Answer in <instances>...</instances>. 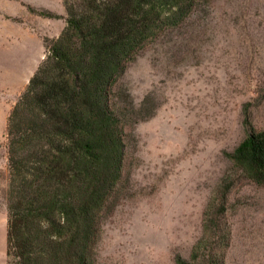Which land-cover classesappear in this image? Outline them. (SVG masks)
<instances>
[{"label":"rangeland","instance_id":"374dc122","mask_svg":"<svg viewBox=\"0 0 264 264\" xmlns=\"http://www.w3.org/2000/svg\"><path fill=\"white\" fill-rule=\"evenodd\" d=\"M28 6L66 17L63 0H0V264H7L8 117L50 40L46 18ZM240 7L241 0H216L147 44L121 78L135 106L149 96L155 114L126 131L124 179L101 229L98 264L188 259L208 204L229 184L225 264H264V187L229 157L249 128L264 130V0Z\"/></svg>","mask_w":264,"mask_h":264},{"label":"trees","instance_id":"16d2710c","mask_svg":"<svg viewBox=\"0 0 264 264\" xmlns=\"http://www.w3.org/2000/svg\"><path fill=\"white\" fill-rule=\"evenodd\" d=\"M216 0H63L66 27L7 122V264H98L104 221L124 179L126 131L155 114L120 82L140 52ZM253 0H241V12ZM44 18H62L28 6ZM235 170L264 187V130H248ZM231 184L208 204L200 239L177 264H225Z\"/></svg>","mask_w":264,"mask_h":264},{"label":"crops","instance_id":"0c3cea01","mask_svg":"<svg viewBox=\"0 0 264 264\" xmlns=\"http://www.w3.org/2000/svg\"><path fill=\"white\" fill-rule=\"evenodd\" d=\"M43 7L49 8V7L45 6V5ZM58 14L60 16H62V18H60V19H49V18H46L45 19L46 22H47L46 23L47 30L44 33V35L47 36L50 39H57L61 35V33L63 32V30L66 27V20H65V18H63L64 15L62 13H60V12H58ZM6 34H7V32H6ZM26 37H30V33L29 32L28 33L27 32L26 33L25 32L22 33L21 38H26ZM2 41L3 40H0V44H1ZM2 45L4 46V44H2ZM45 52H46V48L44 46V53ZM44 56H45V54H43V59H44Z\"/></svg>","mask_w":264,"mask_h":264}]
</instances>
